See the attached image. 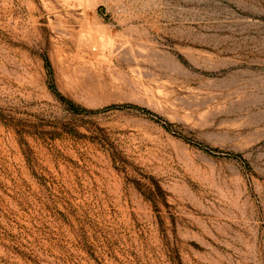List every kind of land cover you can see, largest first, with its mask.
<instances>
[{"label": "rangeland", "instance_id": "obj_1", "mask_svg": "<svg viewBox=\"0 0 264 264\" xmlns=\"http://www.w3.org/2000/svg\"><path fill=\"white\" fill-rule=\"evenodd\" d=\"M0 264H264V0H0Z\"/></svg>", "mask_w": 264, "mask_h": 264}]
</instances>
